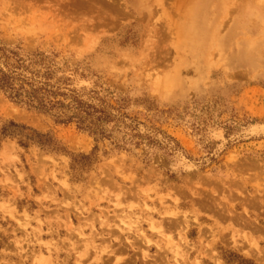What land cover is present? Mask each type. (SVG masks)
<instances>
[{"label": "rangeland", "instance_id": "obj_1", "mask_svg": "<svg viewBox=\"0 0 264 264\" xmlns=\"http://www.w3.org/2000/svg\"><path fill=\"white\" fill-rule=\"evenodd\" d=\"M43 65L111 121L0 92V264H264V0H0V72Z\"/></svg>", "mask_w": 264, "mask_h": 264}, {"label": "trees", "instance_id": "obj_2", "mask_svg": "<svg viewBox=\"0 0 264 264\" xmlns=\"http://www.w3.org/2000/svg\"><path fill=\"white\" fill-rule=\"evenodd\" d=\"M18 61L21 64L24 63V61ZM30 63L34 65L38 64V62ZM39 65L42 64L39 62ZM43 68L46 69V72L43 74L45 83L41 84V86H38L33 81L14 77L12 74L1 71L0 92L14 103L21 104L38 112L51 114L59 123L74 122L80 130L89 132L92 135H103L104 130L102 126L111 121L106 112L103 109L82 102L74 95V91H71L70 94L62 93L59 89H57L59 92L54 91V86L48 82L50 78L49 67L43 65ZM16 81L19 82L18 86L15 84ZM59 93H61V97L69 98L70 102L64 104L63 102L50 100L58 96ZM3 134L7 135L6 131H3ZM33 134L36 137H42L35 132ZM27 140L32 139L27 138Z\"/></svg>", "mask_w": 264, "mask_h": 264}, {"label": "bare ground", "instance_id": "obj_3", "mask_svg": "<svg viewBox=\"0 0 264 264\" xmlns=\"http://www.w3.org/2000/svg\"><path fill=\"white\" fill-rule=\"evenodd\" d=\"M259 2H260V1H259ZM212 44H213V43H212ZM212 48H213V47H212ZM169 222H170V220H169ZM175 222H176V221H175ZM167 223H168V221L166 220V225L168 226ZM170 223H171V222H170ZM170 223H169V224H170ZM163 224H164V223H163ZM171 224H172V223H171ZM164 225H165V224H164ZM185 225H186V224H185ZM168 227H169V226H168ZM174 227H175V226H174ZM165 228H166V227H165ZM169 228H170V227H169ZM171 228H172V225H171ZM165 230H166V229H165Z\"/></svg>", "mask_w": 264, "mask_h": 264}]
</instances>
